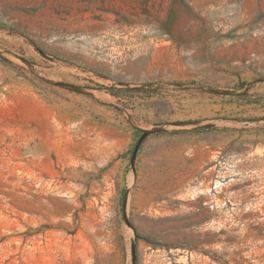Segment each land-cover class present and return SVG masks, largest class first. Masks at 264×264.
I'll list each match as a JSON object with an SVG mask.
<instances>
[{
    "label": "rangeland",
    "instance_id": "1",
    "mask_svg": "<svg viewBox=\"0 0 264 264\" xmlns=\"http://www.w3.org/2000/svg\"><path fill=\"white\" fill-rule=\"evenodd\" d=\"M186 254L264 264V0H0V264Z\"/></svg>",
    "mask_w": 264,
    "mask_h": 264
},
{
    "label": "built area",
    "instance_id": "2",
    "mask_svg": "<svg viewBox=\"0 0 264 264\" xmlns=\"http://www.w3.org/2000/svg\"><path fill=\"white\" fill-rule=\"evenodd\" d=\"M234 175H237L235 173ZM233 175V176H234ZM231 177V178H230ZM216 179L213 180L212 185L202 188L204 191L200 194H204L205 192L207 194L212 195V199L210 198L209 203L212 204L211 207H215L218 209H221L227 217L230 219L229 221H235L236 216L240 212L239 203L235 197V195L225 194L223 196H216V194H220L224 189H227L230 182L233 180L232 176H222V175H216ZM214 203V205H213ZM191 254L185 256V262H182L183 264H188L187 259L191 262Z\"/></svg>",
    "mask_w": 264,
    "mask_h": 264
},
{
    "label": "bare ground",
    "instance_id": "3",
    "mask_svg": "<svg viewBox=\"0 0 264 264\" xmlns=\"http://www.w3.org/2000/svg\"><path fill=\"white\" fill-rule=\"evenodd\" d=\"M201 190H199L198 192H200ZM205 194V193H204ZM198 195V194H197ZM193 198V197H192ZM36 249V248H35ZM34 250V249H33Z\"/></svg>",
    "mask_w": 264,
    "mask_h": 264
}]
</instances>
